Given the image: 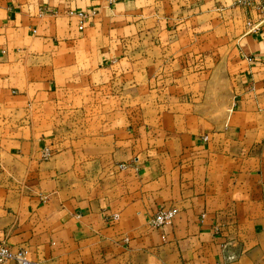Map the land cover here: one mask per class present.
Returning <instances> with one entry per match:
<instances>
[{
    "label": "crops",
    "instance_id": "1",
    "mask_svg": "<svg viewBox=\"0 0 264 264\" xmlns=\"http://www.w3.org/2000/svg\"><path fill=\"white\" fill-rule=\"evenodd\" d=\"M1 241L25 264H264V8L0 0Z\"/></svg>",
    "mask_w": 264,
    "mask_h": 264
},
{
    "label": "built area",
    "instance_id": "2",
    "mask_svg": "<svg viewBox=\"0 0 264 264\" xmlns=\"http://www.w3.org/2000/svg\"><path fill=\"white\" fill-rule=\"evenodd\" d=\"M237 4L243 8H249L252 6H258L264 8V0H237ZM86 15H80L81 19H84ZM80 27V26H79ZM81 28V27H80ZM205 140V138H204ZM50 157V152L46 149L42 151L41 158L47 159ZM173 216V212L170 210H159L151 218L149 227L157 229L160 226L167 225ZM112 219H116V216H112ZM9 261L15 264H25L26 261L21 252L12 253L5 242H0V264H5Z\"/></svg>",
    "mask_w": 264,
    "mask_h": 264
},
{
    "label": "rangeland",
    "instance_id": "3",
    "mask_svg": "<svg viewBox=\"0 0 264 264\" xmlns=\"http://www.w3.org/2000/svg\"><path fill=\"white\" fill-rule=\"evenodd\" d=\"M216 99V96H214V100ZM213 105H214V109L216 110L217 109V107H221L222 105H226V101H224L223 103H221V102H219V103H217L216 102V100L214 101V103H213Z\"/></svg>",
    "mask_w": 264,
    "mask_h": 264
}]
</instances>
